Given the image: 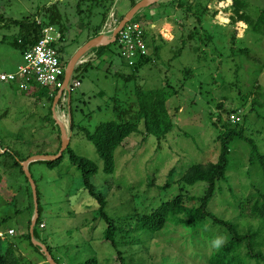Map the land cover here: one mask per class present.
<instances>
[{
	"label": "rangeland",
	"instance_id": "obj_1",
	"mask_svg": "<svg viewBox=\"0 0 264 264\" xmlns=\"http://www.w3.org/2000/svg\"><path fill=\"white\" fill-rule=\"evenodd\" d=\"M221 1L230 6L237 1L232 8L235 18L241 20L232 19L230 6L223 9L229 23L215 19L214 0H196L187 17L185 8L176 10L167 3L157 8L154 3L136 13L134 18L140 22L161 12L176 13L172 32L164 28L171 38L149 35L145 25L150 60L136 68L127 63L118 41L110 43L96 61L74 68L70 83L78 80L80 84L70 87L65 108L56 102L53 111L49 87L35 84L32 91H22L15 83L0 81V238L3 247L9 242L15 245L20 264H49L34 241L49 246L58 264H81L89 258H95L96 264H117L116 250L103 240L107 223L100 216L99 204L83 187L80 170L71 164L65 150L54 167L42 160L27 167L43 227L38 222L30 239L23 235L30 233L28 223L35 202L21 162L29 154L56 153L60 144L54 113L69 134V147L97 166L90 181L104 196V211L117 227V248L127 262L206 264L215 241H226L228 232L209 218L196 230L169 222L153 233L135 228L137 217L179 192L203 193L204 182L187 185L180 177L193 163L216 161V136L227 126L242 127L244 136L264 152V35L254 29L264 0ZM121 2L115 0L104 23L112 11L119 17ZM47 8L58 14L47 36L55 42L64 65L95 27L102 31L105 10L101 5L78 0H0V72L14 71L22 63V53L12 44L19 26L7 20L38 16L48 21ZM63 27L67 29L64 38L55 40ZM87 55L85 59L90 60ZM184 69H190L189 74ZM129 74L133 76L125 79ZM166 83L176 90L166 101L172 130L158 139L146 135L140 121L138 131L115 149L113 173H104L102 161L83 131L91 132L103 121L136 120V88H160ZM115 105L118 111L113 109ZM229 110L239 115L236 124L231 118L228 121ZM249 152L246 140H232L225 176L216 182L207 209L234 223L240 233L256 232L255 241L263 245H254V249L264 251L261 220L241 215L238 207L255 193L264 196L261 167L249 162ZM172 168L175 172L168 176ZM165 182L169 183L166 187ZM260 222L262 228H256ZM8 228L15 233L8 234Z\"/></svg>",
	"mask_w": 264,
	"mask_h": 264
},
{
	"label": "trees",
	"instance_id": "obj_2",
	"mask_svg": "<svg viewBox=\"0 0 264 264\" xmlns=\"http://www.w3.org/2000/svg\"><path fill=\"white\" fill-rule=\"evenodd\" d=\"M128 1L131 7L137 0ZM192 1L193 0H171L170 2L171 4L175 3L176 6H178V8H180L181 10H184L183 8H185L186 10L184 12L189 13L187 11H190L189 9L192 7ZM86 2L101 5L104 8L105 11L103 13V16L105 17V19L102 21V24H104L107 13L110 12V9L113 6L115 0H78V3ZM233 4L237 5L238 3L237 1H233ZM233 4L231 6H233ZM80 9L81 8H78L77 11H81ZM46 10H48L49 13L48 21H42L38 18V16L34 18L27 17L21 21L13 19L7 20V22L9 23H14L15 25L17 24L19 26V34L12 44L16 48H18L21 53L30 48L41 37L42 29L44 27L51 26L53 21L56 20L55 18L58 14L49 12V8H47ZM237 12L239 15H243V13H240L239 10ZM122 16L123 15H119V17L115 16V18L117 19V21H119ZM235 17L236 15L234 12L232 19L234 21L241 20ZM217 18L225 20L223 14L220 12L217 13L215 19ZM131 20L140 21L141 19L139 20L133 17ZM142 23H144V26L147 25L146 20ZM146 29L147 28H144L145 35L147 33ZM254 29L264 35V9L260 11L257 17L254 23ZM59 30H61V28ZM66 30L67 29L63 27V31H60L59 40H62L64 38ZM100 30L101 27H95L92 32L88 34L87 38L89 39L98 35L100 33ZM117 38L118 36H116V40L114 41L115 43L117 42ZM108 45L109 44L98 46L96 48H93L90 52H93L96 59H98L99 57L103 56L102 53L107 49ZM156 49L157 48H155L154 52L156 51ZM149 60V54L141 56L136 59L131 66H134L136 68L137 66L147 63ZM91 62V60L82 62L75 67V70ZM183 72L185 74H189L190 69H184ZM132 76L133 75L129 74L125 77V79H130ZM34 85L32 86V88H34ZM57 91L58 89L56 88L48 92V98L51 101V104L53 103ZM175 93L176 90L167 83L165 86H162L160 88H136V120L103 121L98 123L93 131H83V135L94 145V148L102 161V171L104 173H113L115 168V149L119 145H121L124 139L131 133L138 131V123L140 121L143 122L145 134L153 135L158 139L164 138L172 130L174 123L172 120V114L169 113L166 107V101L168 97L174 95ZM113 109L115 111H118V105L113 106ZM233 112L236 111H228V121L230 114H232ZM59 120L61 121L60 118ZM236 123L237 121L234 122V124ZM72 126L73 123L71 121L70 128H72ZM57 132L58 142L60 144L61 141L59 128L57 129ZM235 138H241L248 142L250 147L249 162L251 164L255 162L259 164L264 180V152H260L258 150L256 143L251 138L244 136L242 127L239 128L237 126H227L216 136V139L219 141V153L217 155L216 161H209L206 163H193L180 177L181 181L187 185H194L198 182H204L206 186L203 190V193L199 196H195L179 192L171 199L162 202L159 206H157L150 212L137 217L135 228L145 229L153 233L160 231L165 226V224L169 222L174 225L187 226L192 229H197L199 224L202 223L204 219L209 218V220H211V223L224 228L228 232L229 236L226 241L224 239L222 243L219 242L220 244H217L212 252L209 253L206 264H264V251H255L254 249V245H263V242L258 243L255 241V237L257 234L256 232L240 233L234 223L216 216L214 213L207 209L209 201L216 192V182L223 179L225 176V172L228 167L230 143ZM58 149L59 145L55 152H57ZM65 151L68 152V157L71 164L75 165L80 170L83 187L88 190V193L99 204L98 211L100 213V216L104 218L105 222L107 223L103 234V240L108 242L116 250L115 260L117 264H134L131 262H127V258L123 256V252L117 248V243H119L115 239L117 227L113 223V221H111L107 217L104 211V196L95 189V186L90 181L91 176L97 171L96 164L83 156L75 154L74 151L69 147V143ZM61 158L62 155L55 160H42V162H46L50 167H54L57 163H59ZM175 169L176 168L170 169L168 176H171L175 172ZM168 184V182H165L164 187H166ZM238 207L241 215L257 218L261 220L262 225L264 226V196L259 193H255V196H248L240 201ZM38 222L39 224L41 223L39 221V215L37 216L34 225H36ZM261 222L259 223V225H256V228H262ZM28 224H30V221ZM33 232L34 228L32 229V234ZM23 235L28 239H30L31 237V234L29 232L23 233ZM2 240L3 239L0 238V264H20L19 257L16 255L14 250L15 245L9 242L5 247H3ZM35 247L40 250L37 245H35ZM46 247L51 254L50 247L47 245ZM52 258L55 263L58 264L53 256ZM81 264H96V259L89 258Z\"/></svg>",
	"mask_w": 264,
	"mask_h": 264
},
{
	"label": "built area",
	"instance_id": "obj_3",
	"mask_svg": "<svg viewBox=\"0 0 264 264\" xmlns=\"http://www.w3.org/2000/svg\"><path fill=\"white\" fill-rule=\"evenodd\" d=\"M226 6L229 7L230 5L223 4L221 0H214L213 7L214 11L217 10L216 13L220 12L223 14V9L226 8ZM232 9V6H230L228 11H230L233 17L234 12ZM114 16L115 14L112 11L110 13V20H107L103 24L101 33L107 35L111 34L113 28L118 23ZM225 19V22L229 23V18ZM221 23H224V20L221 21ZM144 28L142 22L129 20L116 35L118 36L117 41L122 46V55L129 65H132L139 57L149 54L147 50V33L145 35ZM51 30L52 26L44 27L42 29L41 37L30 48L22 53V63L19 64L14 71L0 72V81L15 83L18 89L22 91L31 90L34 84L49 87L51 88V91L56 88L58 90L61 89L64 86L65 66L63 65L58 49L54 46L55 42L47 36L48 32ZM59 37L60 36L58 35L55 40L58 41ZM88 53L92 54L90 51ZM85 57L86 56L84 55L79 62L82 63L89 60L85 59ZM79 84L78 80H73L71 83L69 81V91L65 88L62 90V93L57 100V104H60L65 108L69 102L70 87H76L79 86ZM230 118L231 121L236 122L239 120V115L237 113H232L229 116V119ZM39 226L43 227V223H40ZM8 233L12 234L13 230H8ZM1 235L2 234L0 233V236Z\"/></svg>",
	"mask_w": 264,
	"mask_h": 264
},
{
	"label": "water",
	"instance_id": "obj_4",
	"mask_svg": "<svg viewBox=\"0 0 264 264\" xmlns=\"http://www.w3.org/2000/svg\"><path fill=\"white\" fill-rule=\"evenodd\" d=\"M161 0H137L122 16V18L118 21V23L116 24V26L113 28L111 34L108 36L107 34L104 33H99L98 35L89 38L87 41H85L83 44H81L80 46L77 47V49L71 54L69 60L67 61L66 65H65V69H64V86L59 89L54 97L53 103H52V109L54 111V106L56 105V102L60 96V94L62 93V90L65 88L66 90L69 91V81L70 78L72 76L73 70L74 68L80 63V59L87 54L89 51H91L93 48H96L98 46L101 45H107L110 44L112 42H114L116 40V35L119 32V30L123 27V25L131 20L134 15L136 13H138L139 11L143 10L145 7L157 3ZM55 120L56 123L59 127V131H60V147L58 149V151L53 154V155H45V154H40V155H34V156H30L27 159L23 160L21 162V165L23 167V170L31 184V188H32V195H33V199L35 202V208H34V214H33V218L31 220V224H30V233H31V237H32V229L33 226L35 224L36 218L38 216V208L36 206V190H35V185L34 182L32 180V177L28 171V164L32 161L35 160H46V161H51V160H55L57 158H59L62 153L64 152V150L67 148L68 143H69V134L67 132V130L65 129L64 125L62 124V122H60V120L56 117L55 113ZM34 244L37 245L40 250L43 252V254L46 257V260L49 264H56L55 261L53 260L51 254L49 253V251L47 250V247L45 244H43L42 242L39 241H34Z\"/></svg>",
	"mask_w": 264,
	"mask_h": 264
},
{
	"label": "crops",
	"instance_id": "obj_5",
	"mask_svg": "<svg viewBox=\"0 0 264 264\" xmlns=\"http://www.w3.org/2000/svg\"><path fill=\"white\" fill-rule=\"evenodd\" d=\"M171 0H161V1H159V2H157L155 5H156V8L158 7V6H161V5H165V3H167V4H170V6L171 7H174L176 10L177 9H180V8H178V6H176V4H171V2H170ZM191 1V0H190ZM160 5H159V4ZM192 4H193V6L194 7H196V0H193L192 1ZM208 5V4H207ZM125 7V8H124ZM130 8V3H129V1L128 0H122V2L120 3V8H119V10H121L120 11V15H123L128 9ZM213 9H214V7H213ZM187 12H189V11H187ZM175 16H177V14L176 13H174V12H171V13H166V12H161L160 14H157V15H155V16H152L151 18H147V20H146V22H147V30L149 31L148 33H149V35H151L152 33L153 34H156V33H158V34H162L163 35V37H166V38H171L170 37V35H169V37H168V35H166L165 34V30H164V28L165 29H169V31L170 32H172V23H173V18L175 17ZM185 16L187 17V16H189V14L188 13H185ZM115 17V16H114ZM172 22V23H171ZM109 36V35H108ZM173 37V36H172ZM88 40V38H86V41ZM85 42V41H84ZM90 60L92 61V62H94V61H96L97 59H96V57H95V54L92 52V54H90ZM1 72H6V71H1ZM8 72V71H7ZM33 90V88H31V90H29V91H32ZM5 151V150H4ZM30 155L31 154H29V155H27L28 157H30ZM31 156H34V155H31ZM27 157V158H28ZM36 161V160H35ZM33 162V161H32ZM31 163V162H30ZM30 163L28 164L29 166H30ZM32 164V163H31ZM11 228H8L7 229V233H8V230H10ZM1 232V231H0ZM15 233V232H14ZM13 233V234H14ZM9 234V233H8ZM11 235V234H10ZM2 238H3V236H2Z\"/></svg>",
	"mask_w": 264,
	"mask_h": 264
},
{
	"label": "clouds",
	"instance_id": "obj_6",
	"mask_svg": "<svg viewBox=\"0 0 264 264\" xmlns=\"http://www.w3.org/2000/svg\"><path fill=\"white\" fill-rule=\"evenodd\" d=\"M0 233H1V232H0ZM1 236H3V235H1ZM219 242H220L219 240L215 241L216 244H219Z\"/></svg>",
	"mask_w": 264,
	"mask_h": 264
}]
</instances>
